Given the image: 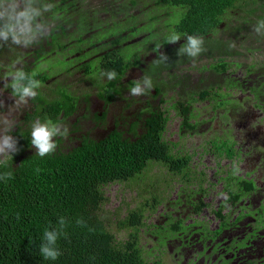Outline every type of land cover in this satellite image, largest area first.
<instances>
[{"label":"rangeland","instance_id":"obj_1","mask_svg":"<svg viewBox=\"0 0 264 264\" xmlns=\"http://www.w3.org/2000/svg\"><path fill=\"white\" fill-rule=\"evenodd\" d=\"M90 1L93 3L92 6L85 7L82 12L87 14L98 10V4H101L102 0ZM111 1L117 2L118 0ZM154 2V0H142L135 9L136 11H131L134 13H137L138 10L147 12V9L154 6ZM143 3L148 5L145 6ZM178 11L180 10L175 8L169 14H162L164 18L158 25L161 33L168 35L174 32L175 22L180 17ZM100 14L106 18L105 21H102L103 25L113 21V18L108 14L103 12ZM146 16L147 14L142 17L146 20ZM259 19H264V0H244L237 3L236 7L227 13L222 25L204 38V51L195 59L178 55L179 47L185 42L184 37H181L178 42L166 43L158 37L162 34L152 37L148 32H142L127 43H140L138 47L133 48V52L140 50L139 58L145 63L155 64L159 62L158 57L161 53L168 56L167 62H160L158 65L160 66L158 79L153 78L154 75L150 76L154 87L157 85L164 87L163 101L158 104L160 108L166 110L169 118L164 132V140L173 143L172 151L176 155L187 154L192 156L188 167L178 176L172 174L163 162L151 160L139 176L126 182L111 183L103 188L106 200L100 208L102 218L108 224L109 229L116 234L119 241L126 242L134 232L137 233L143 257L148 262L152 263L156 260L157 240L164 238L161 233H173L169 226L179 224L178 219L181 218L182 221L186 210L195 211L190 204L182 209L177 204H173L176 210H171L172 204L170 202L174 199V191L180 184L186 192H190L196 197L197 202L193 205H201V207L206 205L200 210H196L195 213L192 212L194 218L198 220L195 223L201 226L199 224H218L221 221L217 215L219 209H222L227 221H232L234 216L240 212L238 205L241 201L236 204L228 201L229 190H241L238 178L255 181L258 188L252 194L243 196L245 197L244 206H246L245 210L250 209L253 215L257 216L250 215V217L259 220L255 224H259L258 227L263 230L255 242V247H263L264 93L257 91L256 88L257 83L259 84L258 80L260 81V78L257 79L260 67L264 65V35H257L253 30ZM153 29L157 30L156 28ZM218 41L230 44L226 46L221 44L224 46L223 52L226 50L233 53L227 58L231 64L226 75L233 80L239 79V86L224 85L221 88L222 97L209 98L203 101L198 99V95H193V92L206 87L210 88L219 82L220 78L211 69L209 70V65L213 62L209 55L211 53L210 47L213 42ZM175 48L176 51L174 52ZM164 49L170 51L166 52L167 50L164 51ZM4 61H6V57ZM58 61L55 55H51L39 63L51 66ZM251 64H257V70L254 72L258 74L257 76L255 74L246 75L248 65ZM9 65L0 66L8 69ZM143 69H147V67ZM143 69L132 67L128 71V78L125 83L128 80H137L145 76ZM2 71L0 70V117L8 116L16 119L23 112L29 110L30 103L34 100L29 99L27 104H23L19 108L13 106L16 97L12 95L10 87L4 88L6 81H3L5 79L1 74ZM8 79L10 80L11 77ZM93 79L95 82L99 81L98 76H94L88 81L89 85L80 81V84H76L75 89L78 93L90 92L89 86H91L90 83ZM224 80L221 77L219 83L221 84ZM153 90L147 92L145 96L135 97L143 101L144 99L149 100L155 103L153 106H157L156 100L153 98ZM42 91L43 94L49 92L48 88L44 86H42ZM223 100L227 103L219 105V102ZM180 101L191 102V122L196 125L192 130L182 128L183 117L180 114ZM91 102L99 106L101 104L100 101L94 99ZM118 107H120L119 104L110 107V112ZM96 109L101 110V107ZM134 111L130 110L131 113ZM82 112L83 109L79 115ZM75 116L65 120L64 125L71 126ZM30 123L28 122V127ZM83 128L85 130L93 129L92 122L87 121ZM224 141L233 144L232 147L235 150L233 157H229L226 153L221 154L217 150L215 142L219 144ZM234 163L241 166L239 175H233ZM181 177L183 179H180ZM137 208L145 209L143 224L137 227V232L135 228V230L133 228H121L118 222L124 220L131 210ZM158 227L161 228L159 237L156 236ZM177 235L174 233V237L168 238V244L162 241L163 249L159 256L162 258V264H175L173 253L175 254V248L179 245L176 241Z\"/></svg>","mask_w":264,"mask_h":264},{"label":"trees","instance_id":"obj_2","mask_svg":"<svg viewBox=\"0 0 264 264\" xmlns=\"http://www.w3.org/2000/svg\"><path fill=\"white\" fill-rule=\"evenodd\" d=\"M154 1L151 9L142 12L147 14L146 24L137 27L136 18L131 20L132 25L128 23L129 38L150 31L149 35L152 37L162 34L158 37L165 41L167 34L161 33L158 25L164 18L162 14H169L175 8L180 10L178 11L180 17L175 22L174 32L199 34L206 38L222 25L227 13L244 0ZM128 2L130 7L127 9L139 5L142 0ZM128 5L125 2L118 10L126 11L123 7ZM129 12L130 9L128 15ZM131 18H134L133 15ZM184 38L186 40V37ZM221 44L230 45L226 42H213L209 53L213 62L209 65V70L211 69L218 78L223 77L225 80L220 84L219 79V82L210 88L195 90L193 95H198L200 100L220 98L223 96L221 88L224 85L230 87L239 82V79L233 80L226 75L231 64L227 58L233 53L226 50L223 52L224 46ZM110 54L112 58H109ZM131 57V52L121 48L100 58L103 62V72L117 69L118 73L116 79L101 85V97L112 100L116 93L121 91L123 93L134 85V82L121 87L117 84L131 64ZM159 64L160 62L149 64L145 69V75H154L153 78L158 79ZM256 65H248L246 75L257 76L258 74L254 73L258 67ZM27 71L35 70L29 68ZM36 72V78L44 86L47 75ZM258 78L260 81L258 80L256 89L264 93V65L260 67ZM38 93L34 99L36 104L31 120L39 116L41 119L51 118L57 122L62 112L68 116L74 111L68 93H63V99L58 97L47 99L42 94V88ZM225 102L227 103L224 100L220 101L219 105H225ZM179 108L183 117L182 128L194 129L196 125L191 122V102L180 101ZM143 112L149 113L150 116L144 118L141 133L133 126L128 132L117 130L103 141L85 139L81 145L70 148H64L57 143L55 153L44 158L35 155V149L29 140V128L21 125L13 128L12 134L18 140L19 151L13 154V158H7L14 169V177L7 183L0 182V264H159L144 259L137 233L132 232L126 242L117 240L116 234L109 229L100 214L101 205L106 200L104 186L126 182L139 176L151 160L163 162L169 171L180 174L192 159L191 155H176L172 151L173 143L164 140V132L169 121L166 110L159 105L150 104L142 110ZM23 128L26 133L21 137ZM26 134L27 141L24 140ZM215 145L221 154L226 153L229 157L235 155L233 144L229 141L219 144L215 142ZM238 179L241 191L253 188L252 181ZM230 192L234 194V191ZM241 193L234 194V199L239 198ZM217 213L223 216L221 210ZM60 215L68 217L71 221L66 229L67 236L61 237L58 242L62 255L56 261H46L39 252L41 234L46 227L55 225ZM144 216V208L133 209L118 223L121 228H135L137 232V227L143 224ZM80 217L86 221L85 226L75 222Z\"/></svg>","mask_w":264,"mask_h":264},{"label":"flooded vegetation","instance_id":"obj_3","mask_svg":"<svg viewBox=\"0 0 264 264\" xmlns=\"http://www.w3.org/2000/svg\"><path fill=\"white\" fill-rule=\"evenodd\" d=\"M51 2L55 5L53 14H46V18L51 24L49 37L41 41L40 44L27 48L9 46L10 42L5 43L3 47H0V65H9L17 56H23L22 66L26 71L32 68L35 71H39L41 75H47L44 87L48 88L49 94H43L42 91L43 96L47 97V99L57 97L63 99L64 92L71 96L70 102L74 111L68 116L62 112L59 117L60 120L57 121L64 124L65 120H69L76 115L72 125H67L71 135L66 139L57 138V143L64 148L81 145L85 139L103 141L113 132L117 130L119 132H128L133 126L138 128L139 133H141L142 128H144V118L150 116L149 113H142V110L148 105L155 103L131 96L130 91L127 89L123 93L122 91L116 93L112 100L101 97V85H105L109 80L102 76L103 62L100 58L107 53L117 52L121 48L131 52L132 62L128 69L123 72L121 81L117 82V84L121 87L122 85H128L127 83L129 82L136 83V80H128L125 83L128 78V71L132 67L143 69L151 63H145L139 58L141 55L140 50H138L139 52H133V48L138 47L140 43L127 44L131 39L139 35L129 38L128 23L132 25L131 22L136 18L138 22L136 26L142 27L146 24V20L142 16L146 14L139 10L137 13L132 12L131 10L136 11L135 9L138 7L136 5L129 8L130 15H128L129 9L127 8L130 7L128 0H118L117 2L102 0L101 4H98V10L87 14L82 11L85 10V7L92 6L93 3L90 0H51ZM125 2L129 4L127 7H123L127 12H121L118 7H122ZM100 12L108 14L113 18V21L106 22L103 25L102 21H105L106 18ZM132 15L134 18H131ZM146 32L150 33V31ZM166 50L164 49V51ZM168 51L170 50L166 52ZM51 55H55L59 61L51 64V66L39 63L42 59H47ZM109 56V58L113 57L112 54ZM5 57L6 61H4ZM6 69L7 67L0 66V70H3L1 72L2 75H4ZM111 70L116 71L117 69ZM143 70L145 72V69ZM94 76H98L99 81L95 82L94 79L91 81L90 85L92 87L89 86L91 91L78 93L75 89L76 84H80V81L87 84ZM42 86L43 84H41V88ZM234 86H239L238 81ZM153 91L156 92L153 93V98L156 100V105H158L163 100L164 87L155 86ZM116 98L117 101H115ZM92 99L100 101V106L93 104L91 102ZM30 104L29 110L16 117L14 128L20 124L28 127V122L32 121L31 115L35 111L36 103L32 101ZM117 104L120 107L110 112V107ZM100 107L101 110L96 109ZM82 109L83 112L79 115ZM130 110L135 111L131 113ZM36 118L40 117L36 116ZM89 120L93 124V129L85 130L83 126ZM171 173L175 176L179 175V173ZM180 179H183V177ZM247 181L254 183L251 190L244 192L241 190H229L228 201L235 204L241 201L238 205L240 212L237 216H234L232 221H227L226 215L222 213V217L217 214L221 219L218 224H199L201 226L195 223L198 220L194 218L192 212L195 213L196 210H200L206 205L203 207L201 205H193L197 202L196 197L192 193L186 192L182 188V184H180L174 191V199L170 202L172 204L171 210H176L173 204H177L181 209L190 204L195 211L186 210L182 221L181 218L178 219L179 224H171L169 227L173 233H161L164 238L157 240L158 246L155 247L157 256L155 255L156 260L152 262L162 264V258L159 257L163 249L162 241L168 244L167 239H170L171 236L174 237L175 233L178 234L176 241L179 243L175 248V254L173 253L175 264H264V244L261 248L255 247V242L263 229L258 227L259 224H255L259 221L258 218L250 217V215H253L250 209L245 210V197H243L247 194H252L258 187L255 181ZM230 191H234V194L242 192V195L234 199V194L232 195ZM219 210L222 211V209ZM160 230L161 228L158 227L157 237H159Z\"/></svg>","mask_w":264,"mask_h":264},{"label":"clouds","instance_id":"obj_4","mask_svg":"<svg viewBox=\"0 0 264 264\" xmlns=\"http://www.w3.org/2000/svg\"><path fill=\"white\" fill-rule=\"evenodd\" d=\"M54 7L51 0H0V47L10 42L9 46L27 48L46 40L51 30L46 14H53ZM253 30L257 35H264V19H259ZM181 37H186V40L179 47L178 55L195 59L204 51L205 40L199 34L172 32L165 37V41L175 43L180 41ZM158 58L159 62L168 61V56L163 53L159 54ZM23 61V56L14 58L3 75L6 81L4 88L10 87L12 95L16 97L13 105L16 108L27 104L29 99H35L41 88V81L36 78L37 72L26 71L22 66ZM117 75L115 70L102 73V76L109 81L116 79ZM8 77L11 79L9 80ZM153 88L152 78L145 75L137 79L136 83L129 87V91L131 96H140ZM15 125V119L8 116L0 117V182L3 183L14 177V169L7 158H13V154L19 151L18 140L12 134ZM24 127L29 128V140L35 149V155L41 158L55 153L58 147L57 138L66 139L71 135L67 125L53 121L51 118H36L31 121L29 127ZM25 133L23 128L20 136L23 137ZM24 140L27 141V134ZM240 171L241 166L234 163L233 175H239ZM75 222L81 226L86 225L82 217L77 218ZM70 223L68 217L60 215L55 225L44 229L41 234L42 242L39 245V252L44 260L56 261L62 255L58 242L61 237L67 236L66 229Z\"/></svg>","mask_w":264,"mask_h":264}]
</instances>
